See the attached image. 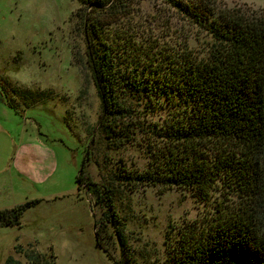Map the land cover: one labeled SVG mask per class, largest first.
I'll return each instance as SVG.
<instances>
[{"label":"trees","instance_id":"16d2710c","mask_svg":"<svg viewBox=\"0 0 264 264\" xmlns=\"http://www.w3.org/2000/svg\"><path fill=\"white\" fill-rule=\"evenodd\" d=\"M78 1L86 62L101 100L92 143L99 134L110 150L138 144L148 158L142 169L120 158L109 178L95 182L86 170L92 154L88 148L76 176L78 186L105 206L118 243L126 244L125 223L116 207L122 193L145 186L184 188L210 210L168 238L167 264H264V7L161 0L207 36L200 53L186 44L179 51L161 46L152 41L150 30L139 35L124 20L110 41L106 25L119 23L133 0ZM155 60L157 73L144 78L140 68ZM13 90L25 106L44 97L29 89ZM162 92L173 99L174 111L161 122L148 120L151 96ZM215 191L219 194L212 201ZM39 201L0 209V226L19 225L25 210ZM97 244L102 245L101 238ZM28 246L16 248L27 264H55L51 250ZM114 261L124 264L122 255ZM5 264L20 261L8 256Z\"/></svg>","mask_w":264,"mask_h":264},{"label":"rangeland","instance_id":"374dc122","mask_svg":"<svg viewBox=\"0 0 264 264\" xmlns=\"http://www.w3.org/2000/svg\"><path fill=\"white\" fill-rule=\"evenodd\" d=\"M218 1L229 7H264V0ZM80 6L78 0H0V90L1 85L6 87V91L1 90L0 127L11 133L10 137L0 130V166L10 164L18 144L33 139L52 148L58 159L52 177L42 183L15 172L11 175L8 170L0 172V209L40 200L25 210L19 225L0 226V264H5L8 256L27 264L24 253L16 248L24 251L28 245L39 252L51 250L55 264H115L121 255L124 264H167V246L172 243L168 238L186 222L205 218L209 205L184 188L145 186L133 193L124 192L116 203L125 223L126 244L122 245L104 215L105 206L96 204L87 189L76 182L88 148L92 154L86 170L95 182L109 178L120 158L141 169L148 163L138 144L110 150L101 144L99 134L93 136L92 143L101 100L86 62L77 13ZM127 9L119 23L106 25L104 32L110 41L123 29L124 20L139 35L150 30L152 41L161 46L178 49L186 44L200 53L204 49L207 36L167 10L161 0H133ZM156 61L140 68L144 78L151 80L157 73ZM13 88L29 89L35 97H44L25 106L26 101L15 96ZM5 96L15 107L8 106ZM151 99L153 111L148 120L161 122L174 111L173 99L167 93H153ZM218 194L215 191L211 200ZM102 228L105 233L100 237L98 229Z\"/></svg>","mask_w":264,"mask_h":264},{"label":"crops","instance_id":"0c3cea01","mask_svg":"<svg viewBox=\"0 0 264 264\" xmlns=\"http://www.w3.org/2000/svg\"><path fill=\"white\" fill-rule=\"evenodd\" d=\"M0 101L4 103L1 90ZM0 130H3L11 137L9 129L0 127ZM0 147L3 148L1 145ZM57 163L58 159L55 151L49 146L33 139L18 144L10 160V164H1L0 172L8 170L11 175L15 172L16 175H22L23 178L34 183H42L52 177Z\"/></svg>","mask_w":264,"mask_h":264},{"label":"water","instance_id":"95a60500","mask_svg":"<svg viewBox=\"0 0 264 264\" xmlns=\"http://www.w3.org/2000/svg\"><path fill=\"white\" fill-rule=\"evenodd\" d=\"M91 7V6H90ZM81 169V168H80ZM92 216H93V218H94V214L92 213ZM93 226H94V229H95V227H96V223H95V221H94V224H93Z\"/></svg>","mask_w":264,"mask_h":264}]
</instances>
